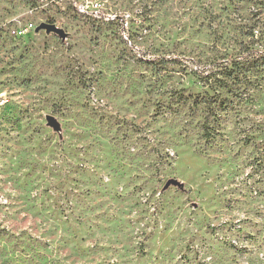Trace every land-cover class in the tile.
Masks as SVG:
<instances>
[{
	"label": "rangeland",
	"instance_id": "obj_1",
	"mask_svg": "<svg viewBox=\"0 0 264 264\" xmlns=\"http://www.w3.org/2000/svg\"><path fill=\"white\" fill-rule=\"evenodd\" d=\"M88 4L0 0V264H264V0Z\"/></svg>",
	"mask_w": 264,
	"mask_h": 264
},
{
	"label": "built area",
	"instance_id": "obj_2",
	"mask_svg": "<svg viewBox=\"0 0 264 264\" xmlns=\"http://www.w3.org/2000/svg\"><path fill=\"white\" fill-rule=\"evenodd\" d=\"M68 1L71 2V0H68ZM90 1H93V0H84V2H81L79 0H72V3L74 5V10H76L80 15L88 16L91 18L94 17L96 19H99V17L93 14V10L90 11L89 4H88ZM28 27L32 28L33 25L30 23ZM23 33L24 31L19 32L20 35H23Z\"/></svg>",
	"mask_w": 264,
	"mask_h": 264
},
{
	"label": "water",
	"instance_id": "obj_3",
	"mask_svg": "<svg viewBox=\"0 0 264 264\" xmlns=\"http://www.w3.org/2000/svg\"><path fill=\"white\" fill-rule=\"evenodd\" d=\"M38 30H46L48 33H55L57 35H59L61 38H65L66 34L65 32L58 28L57 26L53 25V24H47V23H43L39 28ZM49 124L51 126H53L56 130L59 129V124L58 122L51 116H49L47 118Z\"/></svg>",
	"mask_w": 264,
	"mask_h": 264
}]
</instances>
